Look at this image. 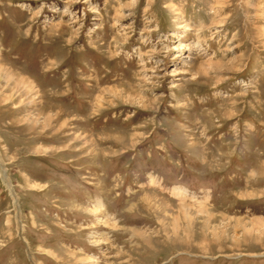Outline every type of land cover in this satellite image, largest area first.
I'll return each instance as SVG.
<instances>
[{
    "label": "rangeland",
    "instance_id": "1",
    "mask_svg": "<svg viewBox=\"0 0 264 264\" xmlns=\"http://www.w3.org/2000/svg\"><path fill=\"white\" fill-rule=\"evenodd\" d=\"M0 264H264V0H0Z\"/></svg>",
    "mask_w": 264,
    "mask_h": 264
},
{
    "label": "bare ground",
    "instance_id": "2",
    "mask_svg": "<svg viewBox=\"0 0 264 264\" xmlns=\"http://www.w3.org/2000/svg\"><path fill=\"white\" fill-rule=\"evenodd\" d=\"M176 195H185L181 190L178 189H172ZM98 208H94V210H97ZM101 209V208H100ZM98 211V210H97Z\"/></svg>",
    "mask_w": 264,
    "mask_h": 264
}]
</instances>
